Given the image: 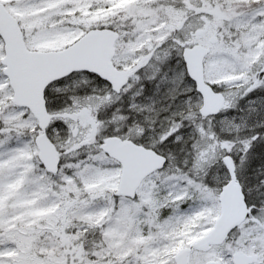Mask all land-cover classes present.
I'll return each mask as SVG.
<instances>
[{"label": "snow or ice", "instance_id": "6c2138e0", "mask_svg": "<svg viewBox=\"0 0 264 264\" xmlns=\"http://www.w3.org/2000/svg\"><path fill=\"white\" fill-rule=\"evenodd\" d=\"M0 264H264V0H0Z\"/></svg>", "mask_w": 264, "mask_h": 264}]
</instances>
